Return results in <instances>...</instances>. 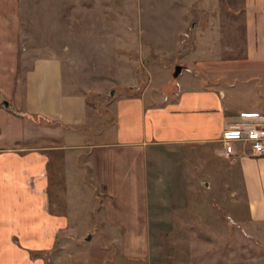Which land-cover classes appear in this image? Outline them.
I'll use <instances>...</instances> for the list:
<instances>
[{
    "label": "crops",
    "instance_id": "crops-1",
    "mask_svg": "<svg viewBox=\"0 0 264 264\" xmlns=\"http://www.w3.org/2000/svg\"><path fill=\"white\" fill-rule=\"evenodd\" d=\"M22 3L0 0V93L20 96L14 112L11 101L0 104V264H47L43 253H53L69 225L51 212L50 175L72 149L91 148L93 179L126 207L108 216L124 224L125 237H153L148 222L171 229L165 211L186 204V147L220 143L226 129L264 117V0H244L242 56L189 60L163 91L120 95L113 121L99 118L93 128L87 93L67 79L60 58L22 51ZM9 83L13 96L5 94ZM238 157L245 188L264 196V157L242 145ZM251 207L264 221V202Z\"/></svg>",
    "mask_w": 264,
    "mask_h": 264
},
{
    "label": "rangeland",
    "instance_id": "rangeland-1",
    "mask_svg": "<svg viewBox=\"0 0 264 264\" xmlns=\"http://www.w3.org/2000/svg\"><path fill=\"white\" fill-rule=\"evenodd\" d=\"M243 8L244 0H23L21 48L29 59L60 58L67 79L87 93L93 128L99 118L113 121L120 95L163 91L177 65L242 56ZM5 94L13 96L10 83ZM7 101L9 111L20 107L19 95L0 93ZM222 150L221 142L186 147V204L165 211L171 229L148 222L147 238L125 237L124 224L108 218L126 207L93 179L91 148L72 149L68 161L60 155L51 212L69 225L42 256L47 264H264V221L250 216L264 196L245 188L244 160Z\"/></svg>",
    "mask_w": 264,
    "mask_h": 264
},
{
    "label": "built area",
    "instance_id": "built-area-1",
    "mask_svg": "<svg viewBox=\"0 0 264 264\" xmlns=\"http://www.w3.org/2000/svg\"><path fill=\"white\" fill-rule=\"evenodd\" d=\"M178 93L179 89L175 96ZM220 141L227 156L237 155L239 146L242 145L243 148L250 149L252 155L264 157V117L260 122L248 127L226 129Z\"/></svg>",
    "mask_w": 264,
    "mask_h": 264
},
{
    "label": "water",
    "instance_id": "water-1",
    "mask_svg": "<svg viewBox=\"0 0 264 264\" xmlns=\"http://www.w3.org/2000/svg\"><path fill=\"white\" fill-rule=\"evenodd\" d=\"M177 68H175V73H174V75L176 76V77H178V75L181 73V71H182V66L181 65H177L176 66ZM5 105H9V102L7 101V102H5ZM91 237L90 236H88V239H90Z\"/></svg>",
    "mask_w": 264,
    "mask_h": 264
}]
</instances>
